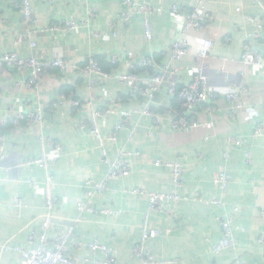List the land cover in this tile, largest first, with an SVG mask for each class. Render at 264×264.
Masks as SVG:
<instances>
[{"label": "crops", "instance_id": "obj_1", "mask_svg": "<svg viewBox=\"0 0 264 264\" xmlns=\"http://www.w3.org/2000/svg\"><path fill=\"white\" fill-rule=\"evenodd\" d=\"M123 1L33 0L32 16L37 26L72 20L78 26L84 23L85 27L67 34H36L37 49L31 50L29 28L17 11L19 0H0V57L14 53L28 58L42 53L49 59L60 53L77 69L65 72L53 69L42 75L40 93L36 96L17 88L16 83L23 76L0 62V114L9 115L18 108L29 112L38 106L43 110L39 127L28 128L21 122L20 128L7 125L1 131L4 157L0 161V264H20L15 253L2 251L3 245L26 248L29 232H39L46 174L31 162L41 157L42 149L48 158H57L51 164L50 173L58 198V220L52 234L58 227L70 226L77 217L75 204L87 200L86 184L102 182L107 168L91 133L88 113L107 109L114 113L98 121L107 157L115 160L121 151L127 152L124 159L130 164L131 173L127 178L108 182L107 190L92 198L96 211L109 209L115 214L81 216L67 245V254L74 263L101 264L105 258L102 253L93 254L74 246V242L97 241L115 252V264H140L133 248L142 236L148 209L147 198L133 193L140 190L180 198L177 203L166 200L146 220L149 229L159 232L147 242L156 264H237L238 259L247 264H264V242H259L264 238V138L253 137L255 122L264 124V65L244 71L240 64L246 35L255 31L244 18H262L264 0H209L205 28L200 33L193 31L192 36L213 44L211 55L216 59L206 60L202 70L208 87L216 92L219 100L211 104L212 113L205 112L202 106L197 107V119L204 127L190 132L171 129L172 114L180 110L178 102L168 95V88L189 84L199 66L194 54L177 62L170 61L172 45L180 39L185 11L197 0H147L153 11L149 42L144 40L140 16H132L129 23L120 20ZM172 7H177L178 12H173ZM237 7L241 8L239 12ZM91 11L93 17L88 16ZM112 31L115 37L108 41L91 38L94 32L110 35ZM16 37L22 39L20 44L14 43ZM251 41V49L261 53L264 62V32ZM129 53L131 59L127 58ZM112 55L119 58L115 66L109 63ZM89 57L97 60L104 73L134 74L142 86L158 74L161 67L169 65L153 108L159 115V123L141 116L147 103L145 96L132 93L129 86L120 85L113 76L103 79L83 75L79 69ZM147 57L153 59V68L140 66L141 59ZM127 63H131L132 68ZM243 72L244 78H241ZM90 81L95 85L90 87ZM229 84L244 85L249 91L245 103L254 108L256 115L246 122L226 116L227 105L222 96ZM60 95L80 101L85 111L69 104L52 110L51 104ZM27 99H31L30 103ZM121 111L136 113L123 119ZM115 125H121L122 129L114 141H109L107 136L114 133ZM229 138H243L245 145L228 150ZM50 143L55 148H50ZM244 151L251 153L248 165L244 163ZM157 161L180 162L184 168L181 188L172 185L167 168L154 165ZM224 165L232 180L225 192H221L212 184V177ZM29 181L36 185L31 186ZM193 196L198 199L192 200ZM13 198L21 200V210L14 208ZM212 200H220L222 206L208 204ZM235 206L239 211L233 215ZM223 215H233L237 247L233 252L223 250L215 254L213 246L222 234L217 218Z\"/></svg>", "mask_w": 264, "mask_h": 264}, {"label": "built area", "instance_id": "obj_2", "mask_svg": "<svg viewBox=\"0 0 264 264\" xmlns=\"http://www.w3.org/2000/svg\"><path fill=\"white\" fill-rule=\"evenodd\" d=\"M63 2H76L79 3L83 0H62ZM209 0H197L196 3L185 11L184 20L180 31V39L174 42L170 51V61L177 62L182 58L194 54L199 61L197 72L194 75L193 80L186 85L180 84L178 86L171 85L168 88V95L175 99L179 104V112H173L171 129L175 132H190L199 127H204L198 121L197 107L202 106L205 112L212 113L214 108L211 106L214 102L219 100V96L216 92H213L207 85V80L203 74V64L206 60L216 59L215 56L211 55L213 51V44L209 40L198 39V37L192 36V32H202L205 28L208 15L206 6ZM123 11L120 13V20L125 23H129L132 16L138 15L142 18L143 23V37L146 42L152 40V30L150 18L153 13L151 6L147 0L143 2H136L134 0H124L122 2ZM261 5V4H260ZM33 0H19L18 14L21 16L24 25L29 28L28 42L31 50L37 49V43L35 41L36 34H67L77 30L79 27H85L84 23H80L78 26L76 22L72 20H66L57 24H50L46 27L37 26L32 16ZM173 12H178L177 7H172ZM240 7L236 8L239 12ZM184 11V10H181ZM93 12H88L89 17H93ZM246 24L254 27L253 33L246 35V43L242 47V55L240 57V64L242 69L249 70L251 68H259L264 65L263 55L255 52L251 49V40L260 38V34L264 32V16L262 18H255L247 16L244 18ZM113 26V24H112ZM112 37H115L114 31L109 34H103L100 32H94L91 38L108 41ZM228 41V40H227ZM22 39L16 37L14 40L15 44H20ZM213 56V57H212ZM127 58L131 59L132 55L129 53ZM219 58V57H218ZM0 62L10 70H14L19 76H23V79L16 83V87L19 89H25L35 94L36 96L40 93L41 83L40 77L47 74L50 70L56 69L59 72H65L67 70L76 69L64 58L60 53L55 54L52 58H45L42 53L37 56H30L28 58H20L14 53L4 54L0 57ZM119 58L116 55L110 57L109 63L111 66L117 65ZM127 66L132 68L131 63H127ZM140 66L145 69L153 68L154 61L151 57L143 58L140 61ZM170 69L169 65H164L160 68L158 74L153 76L146 84L141 85L140 79L131 73H112L106 74L102 71L97 60L93 57H89L79 70L80 72L91 78L92 76H100L106 79L113 76L114 79L120 85L129 86L132 93H140L142 96L147 98L145 108L140 112L141 116L153 118L154 123H159V115L154 111L156 105V96L159 94L162 85L165 80V76ZM77 70V69H76ZM241 78H244V72L241 73ZM93 81L89 82V86H94ZM248 89L246 86H237L235 84H229L228 90L222 96L227 105V118L234 120L238 117L241 122H246L249 118L256 115L254 108L247 106L245 103V97L248 95ZM31 99H27L26 102L30 103ZM69 104L71 107L85 111V105L78 100H68L64 95H60L52 104L51 109L56 110L59 107H64ZM10 113V114H9ZM9 115L0 114V161L4 157L3 152V137L2 129L7 125L14 128H20V123L24 122L26 127L33 128L39 127L42 123L43 110L40 106L34 110L25 112L21 108L17 111L9 112ZM114 111L107 110H92L88 113L89 121L91 125V133L95 137L100 149L103 164L107 168L104 179L100 184H91L88 182L86 188V201H78L75 204V210L77 217L72 220L70 226L65 228L58 227L52 234V228L55 222L58 220V198L54 194L53 183L51 181V164L57 160V158H48L46 151L42 149L41 157L31 162L42 169L46 174V179L43 183L44 188V200H43V214L40 219L39 232L31 230L27 237L28 247L23 248L20 246H2L4 253L13 252L15 253L20 261V264H76L73 262L71 257L67 254V245L73 238L74 228L81 221L80 218L85 213H100L103 215H114L115 212L109 209H102L96 211L92 206V198L95 196L102 195L107 190L108 182L124 179L130 175V164L124 159L127 156V152L121 151L115 160H110L107 157L106 150L104 148V139L98 128V121L104 119L107 116L113 114ZM136 111H121L120 116L123 119H129L131 114ZM121 125H115L113 130L114 133L108 134L107 139L114 141L116 134L121 131ZM253 137L264 138V124L255 122L253 125ZM42 140V137H40ZM245 145L243 138H229L227 140L228 150L231 148H242ZM50 148L55 146L50 143ZM135 153V156H138ZM227 152L223 154V159L226 160ZM244 163L246 165L251 163L250 151H244ZM156 167L167 168L170 171L171 183L175 188L182 187V175L184 168L179 161L173 162H155ZM232 178L224 165L215 173L212 177V184L220 188L221 192H225L228 188ZM31 186H35L36 183L29 181ZM134 194L143 195L147 198L148 209L144 216V223L142 228V236L140 241L134 246L133 254L134 257L140 262V264H156L153 256L150 254L147 247V242L156 238L159 232L154 229H149L146 225L148 216L153 210L160 209L166 200H172L177 203L180 198L177 195H171L166 193H144L140 190H134ZM196 196L192 197V200H197ZM14 208L17 210L22 209V202L18 198L12 200ZM216 207H221L222 202L220 200H212L208 202ZM239 207L233 208V215L237 214ZM233 215L219 216L217 219L220 221L222 234L219 241L213 246L215 254H219L221 251H235L237 247V241L235 237V228L233 227ZM259 242H264V238L261 237ZM49 245L51 246L49 248ZM74 246L79 249H87L91 253L100 252L105 258L101 264H115L116 256L115 252L105 246L99 244L97 241L90 243L74 242ZM237 264H247L244 260H237Z\"/></svg>", "mask_w": 264, "mask_h": 264}]
</instances>
